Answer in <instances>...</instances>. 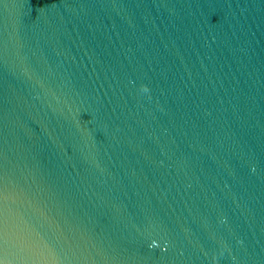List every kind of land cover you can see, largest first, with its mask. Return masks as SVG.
I'll return each instance as SVG.
<instances>
[{"label": "water", "instance_id": "water-1", "mask_svg": "<svg viewBox=\"0 0 264 264\" xmlns=\"http://www.w3.org/2000/svg\"><path fill=\"white\" fill-rule=\"evenodd\" d=\"M0 264H264V0H0Z\"/></svg>", "mask_w": 264, "mask_h": 264}, {"label": "clouds", "instance_id": "clouds-1", "mask_svg": "<svg viewBox=\"0 0 264 264\" xmlns=\"http://www.w3.org/2000/svg\"><path fill=\"white\" fill-rule=\"evenodd\" d=\"M145 90H147L146 86H145Z\"/></svg>", "mask_w": 264, "mask_h": 264}]
</instances>
